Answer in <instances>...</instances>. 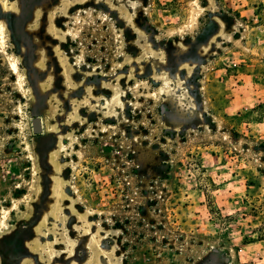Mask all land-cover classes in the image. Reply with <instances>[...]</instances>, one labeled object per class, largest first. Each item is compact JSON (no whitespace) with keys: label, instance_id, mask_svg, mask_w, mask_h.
<instances>
[{"label":"rangeland","instance_id":"1","mask_svg":"<svg viewBox=\"0 0 264 264\" xmlns=\"http://www.w3.org/2000/svg\"><path fill=\"white\" fill-rule=\"evenodd\" d=\"M251 263L264 0H0V264Z\"/></svg>","mask_w":264,"mask_h":264},{"label":"water","instance_id":"2","mask_svg":"<svg viewBox=\"0 0 264 264\" xmlns=\"http://www.w3.org/2000/svg\"><path fill=\"white\" fill-rule=\"evenodd\" d=\"M33 131L36 134H39L42 132V122L40 118L35 117L32 121Z\"/></svg>","mask_w":264,"mask_h":264},{"label":"flooded vegetation","instance_id":"3","mask_svg":"<svg viewBox=\"0 0 264 264\" xmlns=\"http://www.w3.org/2000/svg\"><path fill=\"white\" fill-rule=\"evenodd\" d=\"M38 118H39V117H38ZM40 120H41V119H40ZM41 122H42V120H41ZM42 133H43V122H42V132L39 133V134H36V133H34V134L40 136V135H42Z\"/></svg>","mask_w":264,"mask_h":264},{"label":"trees","instance_id":"4","mask_svg":"<svg viewBox=\"0 0 264 264\" xmlns=\"http://www.w3.org/2000/svg\"><path fill=\"white\" fill-rule=\"evenodd\" d=\"M251 264H254V263H251Z\"/></svg>","mask_w":264,"mask_h":264},{"label":"bare ground","instance_id":"5","mask_svg":"<svg viewBox=\"0 0 264 264\" xmlns=\"http://www.w3.org/2000/svg\"><path fill=\"white\" fill-rule=\"evenodd\" d=\"M117 100V99H116Z\"/></svg>","mask_w":264,"mask_h":264}]
</instances>
